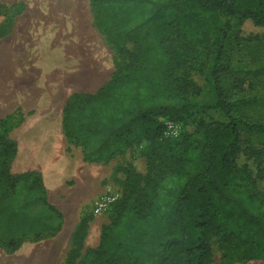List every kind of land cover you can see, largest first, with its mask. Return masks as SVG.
<instances>
[{
	"label": "trees",
	"instance_id": "16d2710c",
	"mask_svg": "<svg viewBox=\"0 0 264 264\" xmlns=\"http://www.w3.org/2000/svg\"><path fill=\"white\" fill-rule=\"evenodd\" d=\"M90 5L96 29L131 64L97 93L72 94L63 130L91 164L146 141V173L126 171L121 199L98 247L83 256L78 248L65 264H213L214 237L225 250V264L264 261V196L236 186L240 127H261L237 117L222 86L221 66L233 21L264 26V0H90ZM5 10L0 4V15ZM12 10L20 14L22 8ZM204 17L214 20L210 44ZM11 24L2 25L0 38L11 33ZM174 26L179 30L170 49L167 33ZM200 72L210 91L206 102L198 99L202 91L193 79ZM217 110L227 122L207 118ZM167 121L182 126L195 121L196 128L172 139L165 135ZM17 155V142L1 135L0 220L20 186L46 196L40 173L12 172ZM24 242L9 238L4 247L12 253Z\"/></svg>",
	"mask_w": 264,
	"mask_h": 264
},
{
	"label": "rangeland",
	"instance_id": "374dc122",
	"mask_svg": "<svg viewBox=\"0 0 264 264\" xmlns=\"http://www.w3.org/2000/svg\"><path fill=\"white\" fill-rule=\"evenodd\" d=\"M0 4L6 8L0 15V30L5 23H12L11 33L0 38V76L6 72L9 59L20 54L16 52V46L21 43L36 44L34 55L36 48L39 56L45 58L54 51L56 55L63 52L69 62H81L86 67L100 63L101 59L104 63L107 58L110 78L117 73L125 74L131 64L130 58L120 57L112 45L108 44V48H105L106 40L94 25L90 0H0ZM13 6H20L21 13L12 10ZM204 22L208 39H211L210 44L216 34L215 30L209 28L214 20L204 17ZM232 24L221 62L224 69L222 86L237 117L249 125L261 127L260 130L240 127V154L237 159L239 176L236 186L246 194L258 193L264 196V26L251 19H235ZM177 30L179 27L174 26L167 33V47L170 49L176 47L174 39ZM209 44L206 45L205 57L210 52ZM60 45L61 50L58 47ZM128 48L134 49L132 44ZM27 73V68L17 71L18 77ZM3 76L0 78L1 98L5 95L6 75L4 84L1 83ZM205 76L200 72L193 79L202 91L198 99L206 102L210 100V91ZM57 83L59 85V79ZM13 105L14 102L12 107L0 113V136L7 134L15 140L19 155V141L32 128L45 125L36 126L33 120L28 119L26 121L31 122L24 123L26 114L22 108ZM207 118L228 121L226 114L220 110L210 111ZM178 126L180 134L191 133L196 123L189 121ZM58 133L62 143L60 152L67 161V167L59 176L46 173L44 177L38 172L46 187L45 197L35 189L20 186L16 195L5 203L0 220V264H65L80 247L81 256L87 249H96L101 232L111 223L115 205L121 199L126 171L143 175L146 173V141L122 147L110 161L96 164L102 166H90L93 164L84 161L82 147L67 140L63 126L58 129ZM35 152L29 148L27 152L17 155L15 160L18 158V161H13L12 172L21 173L23 168L18 164L25 158L29 159ZM80 167L84 172H77ZM83 174L90 178L87 183L80 178ZM102 197H107L112 204L103 214L97 215L95 206ZM37 235H41L42 239L35 242L33 239ZM9 238L24 239L25 242L19 250L10 253L4 247ZM213 250V264H225V250L219 237L213 239ZM230 264H264V261L236 260Z\"/></svg>",
	"mask_w": 264,
	"mask_h": 264
},
{
	"label": "crops",
	"instance_id": "0c3cea01",
	"mask_svg": "<svg viewBox=\"0 0 264 264\" xmlns=\"http://www.w3.org/2000/svg\"><path fill=\"white\" fill-rule=\"evenodd\" d=\"M104 44L107 49L108 42L105 41ZM35 46L36 44L24 45L23 43L16 46V52L19 51L20 54L15 57L12 56L13 58L11 57L8 64H6V86L4 96L8 99L10 107H12L11 105L14 102L13 106L22 108V112L26 114V118L23 121L24 123L27 119L33 120L32 122L35 123L36 126L39 124L42 126L48 125L50 122L48 107L55 108L56 116L54 119L55 121H53L58 131V129L62 127L64 107L72 94H95L110 81L111 78L107 58L104 63L100 58V63L96 65L90 64L86 67V64L83 65L81 62H69L63 52L56 55L54 51L52 55L45 58L43 55L41 57L39 56L40 54L36 48V54L34 55ZM58 47L60 50L62 49L61 45ZM25 51H28L27 54L24 53ZM20 68H27L28 73L22 77H18L17 71ZM57 79H59V85ZM30 115L34 116L33 119L28 118ZM29 122L26 121V123ZM60 149H62V146ZM23 153L24 152L21 153L19 149L18 156ZM32 156H30L29 159L25 158L22 161L20 160L22 163H19L18 166L22 167L23 171L19 174L36 171L42 173L44 177H46L45 174L47 172L42 166H27L25 164V162L29 163L36 159L37 152L32 154ZM15 161L17 162L18 158ZM90 166L102 165L93 164ZM77 172L82 173L84 170L80 167ZM47 174L49 176L51 174L55 175L54 172H48ZM80 178L84 183L90 180L89 176L85 174H83L82 177L80 176Z\"/></svg>",
	"mask_w": 264,
	"mask_h": 264
},
{
	"label": "bare ground",
	"instance_id": "6f19581e",
	"mask_svg": "<svg viewBox=\"0 0 264 264\" xmlns=\"http://www.w3.org/2000/svg\"><path fill=\"white\" fill-rule=\"evenodd\" d=\"M4 73H3L4 76L2 75L3 76V80H2L3 82H1L3 84H4V77L6 75V73L5 74ZM2 76H0V78ZM5 86L6 85L4 84V90H5ZM8 108H10V103H9L8 99H6L5 96H3V98L0 97V113L7 110ZM48 109H49L48 112H49V118H50V120H49L50 122L48 121L49 124L44 126V127H41V128H32L29 131V133L26 135V137L23 138L24 137L23 136L22 137L23 139L21 141H19V149H20L21 153L27 152V150L29 148H32L33 150H35L37 152L36 159H34L33 161H31L29 163L25 162V164L27 166H29V165H34V166H38V167L42 166L46 170L47 173L48 172H54L55 175H57L67 167V161L62 156L61 152L59 151L61 146H62V143H61L59 133L54 126L56 109L53 107H48ZM23 131H25V130H23ZM57 176H59V175H57ZM80 183H78V184H80Z\"/></svg>",
	"mask_w": 264,
	"mask_h": 264
},
{
	"label": "built area",
	"instance_id": "2783aa9c",
	"mask_svg": "<svg viewBox=\"0 0 264 264\" xmlns=\"http://www.w3.org/2000/svg\"><path fill=\"white\" fill-rule=\"evenodd\" d=\"M166 125V131L165 135L166 137L176 139L180 136L179 126L178 124L174 122L167 121L165 122ZM112 204V201L109 200L107 197L100 198L95 206V214H103Z\"/></svg>",
	"mask_w": 264,
	"mask_h": 264
}]
</instances>
